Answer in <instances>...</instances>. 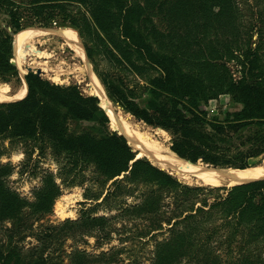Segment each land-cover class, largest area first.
Wrapping results in <instances>:
<instances>
[{"label":"trees","instance_id":"16d2710c","mask_svg":"<svg viewBox=\"0 0 264 264\" xmlns=\"http://www.w3.org/2000/svg\"><path fill=\"white\" fill-rule=\"evenodd\" d=\"M63 1L88 8L91 20L121 61L131 63L129 54L134 52L135 58L158 70L148 80L147 106L139 104L133 92L125 90L120 82L99 78L107 97L125 112L167 131L169 148L178 157L191 163L243 169L252 159L264 155V73L258 54L263 34L261 28L256 30L255 48H251L252 34L240 29L241 0H0L8 7L10 28L0 29L1 82L20 81L13 57L14 34L34 25L81 26L78 20L67 22ZM253 1L254 19L263 24L264 7L259 9L262 3ZM95 35L104 47L103 38L98 32ZM107 45L110 53L112 48ZM189 49L194 54L191 60ZM87 55L91 58L89 50ZM232 58L243 65L238 81L232 80L221 63ZM197 62L212 66L213 75L187 70ZM24 80V97L0 101V137L31 139L40 150L49 146L53 155H63L66 163L62 172L76 174L70 180L63 179L69 185L83 184L86 179L82 172L91 166L96 174L93 184L99 188H85L84 199L93 204L79 218H65L55 224L43 220L61 192L54 175L45 173L33 200H27L7 184L12 164L0 163V264H62L58 253L63 252L62 244L68 238L74 241L78 235H97L96 240L106 238L109 243L111 229L121 235L119 240L132 238L140 245H147L151 238L155 245L149 264L181 260L187 264H218L220 251L211 243V234L205 239L200 236L209 226L212 209L218 206L224 221L227 219L234 228L230 238L236 227L243 237L248 235L234 246L232 264H264V178L228 189L183 184L145 156L137 157L127 139L109 129V118L96 95L83 94L77 85L50 82L33 70L24 75ZM220 93L228 94L241 108L224 112L222 119L208 120L205 111L197 110L199 103ZM78 174H82L79 181ZM223 189L224 197L217 195L215 202H208L204 191ZM96 210L116 214L92 215ZM166 232L168 236L155 243L156 236ZM126 233L130 234L122 236ZM73 248L65 254L69 264L122 259L128 260L126 264H144L130 254L121 256L126 246H112L98 255ZM235 249H228L225 255H232Z\"/></svg>","mask_w":264,"mask_h":264},{"label":"rangeland","instance_id":"374dc122","mask_svg":"<svg viewBox=\"0 0 264 264\" xmlns=\"http://www.w3.org/2000/svg\"><path fill=\"white\" fill-rule=\"evenodd\" d=\"M27 1L28 0H17L18 3H24ZM241 1L242 2L240 4V8L243 14L241 22L243 27H240V29L247 30L249 34H252V37L251 38L249 37L251 48H255L256 30L259 28L262 29L263 35H262V39L259 41L260 45L258 46L259 47L258 54L260 55L259 58L261 63V70L264 73V21L263 24H261L260 22L254 19L255 15L252 14V12H255L256 4L253 0H241ZM259 1L260 3H262V5L259 8L261 9L264 7V0H259ZM62 4H65V11L63 13L67 14L68 16L66 17L67 22H70L69 20L74 19L76 23V21L78 20L77 23L81 25V26L78 25L79 26L78 29L71 26H62V25L58 26L56 24H53L51 27H41L39 25H34L27 29H36V30L44 29L45 31L56 29L59 27H67L73 29L77 34V39L81 51L83 53L81 55V58H78L75 55L74 51L67 46L64 39H62L60 36L54 34H49V35L41 34V36L38 35V37L36 36L30 40V42L28 43L29 45L27 44L28 46H26L23 55L24 62H21L20 64L21 67H19L16 57L14 59L17 64V68L19 70L20 81H15V80H11L9 82L0 81V93L3 94L4 96L15 95L23 88V85H25L23 77L27 73V68L30 67L31 70H33L34 72L37 69H41L43 70V72H41L40 75L43 78L48 79L50 82L61 85H70V84L77 85L79 90L83 94L96 95L100 100L101 107L104 109L106 115L109 118V124H108L109 129L111 130L115 129L118 131V129L112 126L111 121H112V117L114 116L115 110L119 109V114L125 119H127L126 116L128 115V117L130 118L127 120L132 121L131 123H134L133 125L139 124L138 127L148 130L152 134L151 139L154 142H160L161 144L169 148L170 147L169 133L163 129L160 130L163 133L162 135L160 133H155L154 131H156L155 129L156 127L149 126L145 124L143 121L138 122L134 116H132L130 113L125 112L117 103L111 101L107 97L104 90V86L99 78L100 75L104 79L120 82L124 86L125 90L129 92H133V96L136 98L139 104H141L142 106H147L148 103L150 102V98H149L150 96L148 91L146 90V88L148 87V80L152 76H156L158 74V70L148 62H145L144 60H141L139 58H135L136 54L134 52H131L129 54V58H131V63L126 62L125 60L121 61L122 58L120 57L118 52L111 47L107 37H105L101 33L99 28L91 20L90 13L87 10L88 8L85 5H81L79 3L72 1H63ZM63 13L62 11H60L59 18H62L64 16ZM88 20L90 23L86 27L83 24ZM252 25H255V27H253L250 30V26ZM8 26H9L8 7L1 5L0 3V29H7ZM96 32H98L99 35L103 38L104 43L108 44L107 46L110 45V48H112L110 49L111 50L110 53L107 52L105 44L103 43L104 44L103 47L101 41L96 37L95 35ZM16 34H14L13 37H15ZM243 44L244 42L242 43V45ZM154 48L157 49L158 47L154 45ZM88 50L91 53V58H89L87 55ZM188 53H191L190 49ZM235 53L236 55H239V52L238 53L235 52ZM193 55L194 54L191 53L190 60L194 58ZM43 62H45V64H43ZM221 63L223 65V68L229 70V73L233 81H238L241 78L243 73L242 72L243 69H241V67L243 65L236 58H232L230 60L229 59L222 60ZM83 66L87 70H89V74L88 71H86V69ZM187 70L192 72L193 74H196V72H198L203 76H211L215 72L212 66L210 65L204 66L203 64L199 65L198 62L194 65H191ZM262 78L264 79L263 75ZM94 81L96 82V84L99 83L103 87V91L106 99L110 101L113 107H115L114 112L108 111L107 109H105L106 106H103L105 104L103 103L104 100L97 93L96 91L97 88L94 84ZM25 93H26V85H25L24 94H21L22 96L19 97L22 98L23 96H25ZM20 98H15L12 100H16ZM3 101H8V100H3ZM240 108H241V104L233 102L228 94L220 93L215 95L213 98L208 99L207 101H201L199 103L197 110L205 111L206 113L204 115L205 118L210 120L213 117L222 119L224 116V112L237 111ZM35 143L36 142L31 139L9 140L7 138L0 137V163H10L13 166V172L8 177H6L8 186L12 188L15 192H17L21 197L27 200H33L34 190L40 185L42 176L45 173L49 172L52 175H54L53 177L56 179L55 182L59 185L61 192L59 196L54 200L50 214L47 217H45L43 220H47L48 222L57 224L58 221H61L65 218H69V219L79 218L82 212L91 208L90 206H92L93 204L90 203V200L86 201L84 199L85 188L89 186H92V188L94 189L99 188L97 184L96 185L93 184V182H95L94 180L96 177L93 168L91 166H88V168L82 172V174H84L86 179V181L83 184L77 183V181L82 179L81 177L82 174H78V177L76 179L77 181H75L77 184L69 185L67 184L68 181L63 182V179L67 178L70 180V178H72V176H75L76 174H74L73 172L72 174H70L69 172L67 173L62 172L63 166L66 163V159L64 158V156L62 155L60 158H58L57 156L53 155V153L51 152V148L49 146L42 148L40 150ZM133 150L137 151V154L139 153L138 152L139 149L133 148ZM141 156L146 157L147 155L143 154ZM141 156H137V157H141ZM27 158H29L28 161ZM263 160H264V155L252 159L250 161V165L260 164L262 163ZM193 164L194 165L196 164L201 167L213 168L212 165H209L202 161H198ZM215 167L216 169H222V168L227 169L219 166H215ZM60 169L62 173H60ZM236 169H240V168H236ZM169 173L172 174V172L170 171ZM176 179L183 184H187L191 186L197 185V186H204L209 188L215 187V186H208L200 182H194V181L186 182L177 177ZM233 185H220L218 187L228 189ZM209 191L211 190L204 191L209 203L215 202L217 200L216 197L217 195L220 196L222 195L221 197H224L226 193V189L220 191H211V192ZM222 211L223 210L219 206L212 209V218L214 219L212 220V218H210V220H208L207 225L209 226H205V228L200 232V236L205 239L207 235L211 234V238H210L212 240L211 243L215 248H218V250L220 251L219 257L221 261L218 264H232V261H234V255L236 253V249L234 246H236L237 244L239 246V244L241 243V242L238 243L239 240L245 238L248 239V235H245L243 237V233L241 234L240 231H237V227H236L235 232L232 234L230 238V234L234 231V228L231 224L227 223V219L226 222L224 221L221 213ZM113 214H116V212L114 211L105 212L102 210H96L95 213H92V215L94 216H98V215L110 216ZM211 225L214 226L213 228L214 230L212 233H211V229H212ZM238 228L239 230H242L241 229L242 227H238ZM125 229L127 232L129 231L130 233L131 232L134 233V230H128V228ZM125 229H123L122 232H125ZM111 230L112 231L109 234V238L111 239V241L109 243H106L108 242L106 238L99 240L102 242L101 245H98L99 241L96 240L97 235L88 236V237L78 235L74 239L75 242L72 239L68 238L62 244L63 246L61 248H63V252L59 250L58 253L63 259L62 264H69L65 254H68L70 252L71 247L85 249V251L90 254L98 255L102 250L107 251L112 246H116V245L127 247L125 253H122L121 256L125 257L130 254L131 257H134L135 259L138 260H142L144 264L150 263L152 257V250L154 249V245H155L154 242H151L152 241L151 238L149 239V243L147 245L146 244L140 245L136 240L132 238L126 237L123 240H119V236L121 235H116L115 230L114 229ZM130 233H126L122 236H126ZM92 234H96V232ZM167 236H168V232L156 236L157 241L155 243L161 241ZM232 248L235 249V252L232 255H229L228 253H227L228 255H225V252H227L228 249H232ZM54 254H57V252ZM127 261H128L127 259H122L121 261L118 260L117 262L113 263V262H104L102 260H97V261L95 260L92 261V264H121L120 262H123L122 264H126ZM174 264H187V263H185L184 260H181L180 262Z\"/></svg>","mask_w":264,"mask_h":264},{"label":"bare ground","instance_id":"6f19581e","mask_svg":"<svg viewBox=\"0 0 264 264\" xmlns=\"http://www.w3.org/2000/svg\"><path fill=\"white\" fill-rule=\"evenodd\" d=\"M41 34H48V35L54 34V35L60 36L62 39H64L67 46L74 51L75 55L78 58H81V55L83 53L81 51V48H80V45L77 39V34L73 29L67 28V27H59L56 29L48 30V31H45V30L42 31V30H36V29H24L22 31H19L15 35L14 40H13V49H14L15 57H16L19 67H21L20 65L21 62H24L23 55H24L26 46L29 45L28 43L30 42L32 38L36 36L38 37V35L41 36ZM43 64H45V62H43ZM86 71H88V74H89V70L86 69ZM76 75H77V72H76ZM94 84L97 88L96 89L97 93L104 100L103 103L105 104L103 106H106L105 109H107L110 112H114L115 107H113L110 101L106 99L104 91H103V87L99 83L96 84L95 81H94ZM24 91H25V85H23V88L13 96H4L3 94L0 93V101L20 98L19 96H22L21 94H24ZM117 110H115L113 117L110 115L112 117L111 124L116 129L123 131L131 140H134L141 144L142 148H140L139 145L132 146L134 149H139L138 151L139 153L137 154V156H141L143 154L147 155V157L151 159L150 161L152 163L156 164L158 167H162V168L169 170L170 172H172L174 176H176L177 178L181 180H184L186 182L187 181L200 182L208 186L218 187L220 185H233V184H239L242 182H246L249 180L264 178V160L260 164L250 165L243 169H236L232 167L227 168V169H223V168L213 169L209 167H201L196 164L195 165L189 164L181 160L180 158H178V156L175 153H173L168 147L164 146L160 142H154L151 139L152 134L148 130L138 127L139 124L133 125L134 123H131L132 121H128L127 119L122 117L119 114V109ZM126 117L129 119L128 115ZM154 132L160 133L161 135L163 134L160 130H157V129Z\"/></svg>","mask_w":264,"mask_h":264},{"label":"water","instance_id":"95a60500","mask_svg":"<svg viewBox=\"0 0 264 264\" xmlns=\"http://www.w3.org/2000/svg\"><path fill=\"white\" fill-rule=\"evenodd\" d=\"M8 30H9V28H8ZM40 30H44V29H40ZM14 38V37H13ZM13 57H15V54H14V49H13ZM28 71H31V68L30 67H28L27 68V72ZM41 72H42V70L41 69H37L36 71H35V73L36 74H38V75H40L41 74ZM23 80H24V77H23ZM24 82H25V80H24ZM25 85H26V83H25ZM27 90V89H26ZM26 94V93H25ZM24 97V96H23ZM17 100V99H16ZM8 101H13V100H8ZM130 118V117H129ZM128 119V118H127ZM136 120L138 121V122H141V120L140 119H137L136 118ZM156 129L157 130H161V128L160 127H156ZM118 132L120 133V134H122L126 139H127V141H128V143H129V145L132 147L133 145H139V147L140 148H142V146H141V144L139 143V142H136V141H134V140H131L123 131H121V130H118ZM133 148V147H132ZM147 157V156H146ZM148 158V157H147ZM178 158H180V157H178ZM149 159V158H148ZM181 159V158H180ZM149 160H151V159H149ZM156 160V159H155ZM181 160H183V159H181ZM184 161V160H183ZM185 162H187V163H189V164H193V163H191V162H189V161H185ZM194 165V164H193ZM162 168V167H161ZM162 169H165V168H162ZM213 169H216V167L215 166H213ZM166 171H167V169H166ZM169 172V171H168ZM249 181H251V180H249ZM246 182H248V181H246ZM242 183H244V182H242Z\"/></svg>","mask_w":264,"mask_h":264}]
</instances>
